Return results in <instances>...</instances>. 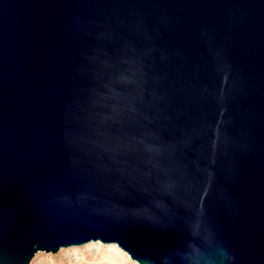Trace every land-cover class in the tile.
Segmentation results:
<instances>
[{
    "label": "water",
    "instance_id": "water-1",
    "mask_svg": "<svg viewBox=\"0 0 264 264\" xmlns=\"http://www.w3.org/2000/svg\"><path fill=\"white\" fill-rule=\"evenodd\" d=\"M96 241L264 264V0H0V264Z\"/></svg>",
    "mask_w": 264,
    "mask_h": 264
},
{
    "label": "rangeland",
    "instance_id": "rangeland-1",
    "mask_svg": "<svg viewBox=\"0 0 264 264\" xmlns=\"http://www.w3.org/2000/svg\"><path fill=\"white\" fill-rule=\"evenodd\" d=\"M90 243L92 242H89L87 244ZM94 243H99L100 245L96 244L94 247H98V249H94L93 251H87V248H81L87 244L75 247H80V250L75 253L72 252L73 256L77 253L84 255V258L86 259V261L79 264H138L136 262L133 263L129 256L127 255V257L126 253L119 249L115 244H103L99 241H96ZM60 251L56 254L39 252L34 256L29 264H43L46 259H52L55 264H68L69 256H67L66 252L64 251L62 254H59Z\"/></svg>",
    "mask_w": 264,
    "mask_h": 264
},
{
    "label": "bare ground",
    "instance_id": "bare-ground-1",
    "mask_svg": "<svg viewBox=\"0 0 264 264\" xmlns=\"http://www.w3.org/2000/svg\"><path fill=\"white\" fill-rule=\"evenodd\" d=\"M96 244L100 245L99 243L92 242L90 244L84 245L81 248H87V251H93L94 249L97 250L98 247H94ZM79 248L73 247V248H69V249H62L59 254H62L64 251V252H66L67 256H69L68 264H79V263L86 261V259L84 258V255L76 253L73 256L72 252H74V253L78 252L80 250ZM126 256H127V254H126ZM133 263H135V262L133 261ZM43 264H55V262L52 259H46Z\"/></svg>",
    "mask_w": 264,
    "mask_h": 264
}]
</instances>
